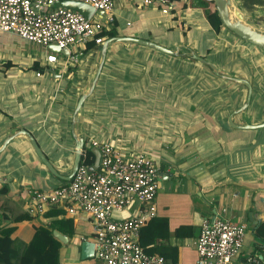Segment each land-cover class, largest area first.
<instances>
[{
  "label": "crops",
  "instance_id": "1",
  "mask_svg": "<svg viewBox=\"0 0 264 264\" xmlns=\"http://www.w3.org/2000/svg\"><path fill=\"white\" fill-rule=\"evenodd\" d=\"M111 1L115 36L151 41L171 53L129 40L105 44L109 38L56 52L0 32V147L6 142L0 150V229L11 227L10 238L27 243L36 226L69 217L70 236L52 229L66 238L59 240L58 259L61 264L83 261L80 242L92 241L87 214L30 212V190L54 188L66 180L46 169L20 130L30 133L59 175H67L71 166L74 132L83 147H92V140L106 141L123 157L151 156L159 175L155 216L138 235L149 254L170 264H193L200 221L213 215L246 224L233 263L259 253L262 239L252 227L264 220V126H230L227 117L243 104L245 86L215 75L192 55L213 63L221 75L250 83L249 103L231 121L256 124L264 121V48L222 25L214 31L200 0ZM230 3L244 22L262 30L264 0ZM49 53L55 62L45 61ZM133 209L113 216L125 217Z\"/></svg>",
  "mask_w": 264,
  "mask_h": 264
},
{
  "label": "built area",
  "instance_id": "2",
  "mask_svg": "<svg viewBox=\"0 0 264 264\" xmlns=\"http://www.w3.org/2000/svg\"><path fill=\"white\" fill-rule=\"evenodd\" d=\"M62 0H0V32L42 45L66 48L88 41L100 43L103 30L113 23L111 0H75L90 5L97 18L59 6ZM166 0H142L144 4ZM165 12V10H163ZM49 53L46 62H55ZM98 149L95 169L78 163L66 184L45 190H30V212L62 206L69 215L84 212L91 219L93 255L80 264H170L162 256L147 254L138 243L139 230L155 216L153 199L158 185V168L151 156L137 153L123 157L106 141H90ZM134 207L133 212L115 218L113 212ZM246 230L243 222L222 215L202 218L194 241L193 264H264V236L259 253L233 263Z\"/></svg>",
  "mask_w": 264,
  "mask_h": 264
},
{
  "label": "water",
  "instance_id": "3",
  "mask_svg": "<svg viewBox=\"0 0 264 264\" xmlns=\"http://www.w3.org/2000/svg\"><path fill=\"white\" fill-rule=\"evenodd\" d=\"M212 3L214 5V8L216 10V13H217L220 21H221V24L225 29H227L228 31H230L231 33H233L234 35H236L240 39H242V40H244L250 44L264 48V27L262 28L261 31H258V30H255L254 28H252L246 22H244L240 13L232 7L230 0H212ZM58 5L64 6L70 10H73V11L80 12L86 18H88L93 12V8L90 5L85 4L83 2H80V1L62 0L59 2ZM112 39H114V40H129V41H132V42H135L138 44H142V45L152 47V48L159 50V51H162V52L171 53V51H169L168 49H165L164 47H162L158 44H155L151 41H147L144 39L135 38V37L114 36V37H111L109 39H106L105 44ZM49 47L53 51H56V52L60 50V48H58L57 45H55V44H49ZM192 57L194 59L199 60L202 63H205L206 65H208L215 75H218L219 77L225 78V79L233 81V82L243 84L246 88L245 99H244L243 104L236 111L242 110L248 105L250 95H251V85L247 80H245L243 78H239V77H231V76L221 75L218 73V71H217L216 67L213 65V63L206 61L202 57H199L196 55H192ZM98 70H99V67H98ZM97 73H98V71H97ZM97 73H96L93 81L91 82L89 91H91V89L93 87ZM84 97H85V94L81 95L78 98L76 105H75V108H74L75 113H76L77 109L79 108ZM236 111H232L231 114L227 117V123L230 126L241 128V129H256V128H260V127L264 126V121L256 123V124H243V125L233 124L231 121V116ZM20 133L27 137V139L30 142L32 149L34 150L35 154L37 155L39 160L43 163V165L46 167V169L50 173L60 177L63 180H66V181H68L71 178V176L73 175V173H74V171H75V169H76V167L80 161V155L82 154V149H83L82 138L77 137L74 134V132L72 133V135L75 139V145H74L75 149H74V153H73L72 163H71V166L69 168L67 175H59L56 173V171L50 165V163L47 161V159H45V157L42 155V153L39 150L34 138L30 135V133H28L27 131L22 130V129L20 130ZM5 143H3L1 145L0 150L4 147ZM89 150L93 155V162L88 167V170H92V169H95L98 165L99 152H98V149L95 147H90ZM248 219L249 220L251 219L250 213H248ZM257 221H258V219H255V221H253V222H257ZM52 235L62 242L66 241V238L64 236L60 235L59 233H57L54 230L52 231ZM92 255H93V242L89 241L87 239L82 240L80 242V258L81 259H87V258H90Z\"/></svg>",
  "mask_w": 264,
  "mask_h": 264
},
{
  "label": "trees",
  "instance_id": "4",
  "mask_svg": "<svg viewBox=\"0 0 264 264\" xmlns=\"http://www.w3.org/2000/svg\"><path fill=\"white\" fill-rule=\"evenodd\" d=\"M199 4L203 8L204 16L211 28L214 31H218L222 24L212 0H200ZM116 34L117 32L113 26L100 33L104 38H111ZM79 162L84 165L92 164L93 155L89 148L83 147ZM67 182L64 181L63 184ZM63 210L62 206H56L55 208L49 209V211H45L43 214L46 217H56L63 215ZM52 229H56L70 236L73 233L71 219L69 217L54 219L47 226H36L31 239L27 243H15L10 238L11 227L0 229V264H61L58 259L60 241L52 235ZM252 231L256 237L262 239L264 236V220L254 225ZM143 251L149 254L145 250ZM24 258L27 260L26 262L22 261Z\"/></svg>",
  "mask_w": 264,
  "mask_h": 264
},
{
  "label": "rangeland",
  "instance_id": "5",
  "mask_svg": "<svg viewBox=\"0 0 264 264\" xmlns=\"http://www.w3.org/2000/svg\"><path fill=\"white\" fill-rule=\"evenodd\" d=\"M71 246L70 245H66L65 251H68V249H70ZM63 250V249H62Z\"/></svg>",
  "mask_w": 264,
  "mask_h": 264
}]
</instances>
